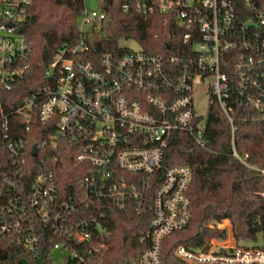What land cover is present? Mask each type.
<instances>
[{"label": "built area", "instance_id": "obj_1", "mask_svg": "<svg viewBox=\"0 0 264 264\" xmlns=\"http://www.w3.org/2000/svg\"><path fill=\"white\" fill-rule=\"evenodd\" d=\"M32 3L0 0V238L35 257L46 231L54 237L52 260L57 254L63 264H105V212L146 205L138 263L162 264L165 237L190 220L192 169L164 162L173 134L202 146L215 104L230 127L232 156L264 174L234 145L237 122L264 125V0H123L125 13L166 16V53L128 39L138 49L99 56L91 45L108 14L85 6L76 42L48 61L41 83L28 88L9 118L1 95L31 73L20 25ZM195 97L207 102L206 114L195 110ZM66 156L82 175L62 196L56 169ZM218 226L224 239H210L205 250L178 245L174 257L264 264V246L239 245L230 222Z\"/></svg>", "mask_w": 264, "mask_h": 264}, {"label": "trees", "instance_id": "obj_2", "mask_svg": "<svg viewBox=\"0 0 264 264\" xmlns=\"http://www.w3.org/2000/svg\"><path fill=\"white\" fill-rule=\"evenodd\" d=\"M123 0H103L99 7L108 14L103 24L104 33L96 36L91 54L126 51L121 40L133 39L151 53H166V16L154 12L147 17L133 8L125 13ZM85 0H33L27 18L20 25V34L30 45L31 73L1 95L3 112L13 118V111L29 92L28 88L41 83L44 70L62 48L74 44ZM88 57V56H87ZM24 125V124H23ZM22 125V127H23ZM205 142L194 144L184 133L173 134L166 149V166L187 164L192 169L188 195L191 201L188 224L165 237L162 264H188L173 255L178 245L205 250L212 238L224 239L226 230L218 226L229 220L234 239L251 241L264 246V174L248 168L232 156L230 127L217 105H211L207 116ZM234 145L246 162L264 169V125L257 122L236 123ZM69 157L60 158L56 175L62 196L73 192V186L82 173ZM159 181V179H157ZM155 186L149 188V193ZM150 210L132 206L124 210L108 208L104 216L105 233L101 241L108 245L105 264H139L138 258L146 243L139 240L147 229ZM54 237L43 231L41 252L33 257L23 247L0 238V264H54L50 244ZM260 241V243H258ZM50 243V244H49Z\"/></svg>", "mask_w": 264, "mask_h": 264}, {"label": "rangeland", "instance_id": "obj_3", "mask_svg": "<svg viewBox=\"0 0 264 264\" xmlns=\"http://www.w3.org/2000/svg\"><path fill=\"white\" fill-rule=\"evenodd\" d=\"M86 6L88 9H98L99 7V2L100 0H85ZM120 45L123 47H130L131 49H138V45L135 41L133 40H121ZM195 110L201 114H206L207 112V102L204 100V98L200 97H195V102H194ZM229 223V220L224 219L221 224L226 225ZM232 232V231H231ZM233 235V234H232ZM246 246H252L254 245L253 242L251 241H244L241 242ZM260 243V241H258ZM63 257L55 254L53 256V261L55 264H63Z\"/></svg>", "mask_w": 264, "mask_h": 264}, {"label": "water", "instance_id": "obj_4", "mask_svg": "<svg viewBox=\"0 0 264 264\" xmlns=\"http://www.w3.org/2000/svg\"><path fill=\"white\" fill-rule=\"evenodd\" d=\"M8 25H12L11 23H8ZM36 152H35V150H33V154H35Z\"/></svg>", "mask_w": 264, "mask_h": 264}]
</instances>
